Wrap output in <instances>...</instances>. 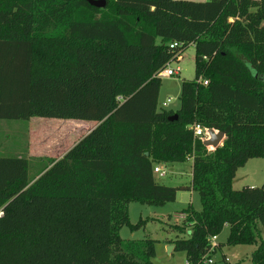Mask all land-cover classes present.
Wrapping results in <instances>:
<instances>
[{"label": "trees", "instance_id": "16d2710c", "mask_svg": "<svg viewBox=\"0 0 264 264\" xmlns=\"http://www.w3.org/2000/svg\"><path fill=\"white\" fill-rule=\"evenodd\" d=\"M105 1L0 0V120L99 123L35 179L26 157L0 156V264H155L156 241L121 238L141 225L128 205L175 202L182 188L158 183L155 164L190 159L183 189L202 210H182L190 237L174 249L204 264L229 227L227 244L256 245L264 264V185L233 187L264 157V0ZM191 45L196 78L160 111V73ZM195 124L223 146L209 151Z\"/></svg>", "mask_w": 264, "mask_h": 264}, {"label": "rangeland", "instance_id": "374dc122", "mask_svg": "<svg viewBox=\"0 0 264 264\" xmlns=\"http://www.w3.org/2000/svg\"><path fill=\"white\" fill-rule=\"evenodd\" d=\"M207 1V0H187ZM196 51L193 45L184 52L180 62H173L171 69L181 68L180 75L171 78H162V87L159 96L158 110L177 111L181 106L180 95L183 81L196 78ZM172 99L167 107L164 102ZM96 125L95 121H82L74 119H56L33 117L24 120H0V156L17 155L16 152L29 159L32 163L30 179L39 177L36 172L43 167L46 159H61L78 142H80ZM98 126V125H97ZM92 127V128H91ZM167 174H155L161 185L182 188L178 191L177 200L161 206L147 203L130 202L128 205L130 221L133 225L141 223L134 231L124 226L120 235L127 240L156 241L155 264H187L186 253L170 250L174 243L180 239H188L190 230L180 232L185 226L188 217L182 210L192 206L197 211L202 210L200 196L188 188L192 184L193 159L184 163L155 164ZM233 187L236 190L246 186L261 187L264 185V157L251 159L245 167L237 172ZM230 228L225 227L217 237L219 243L214 251L213 264H253L252 253L256 245L227 244Z\"/></svg>", "mask_w": 264, "mask_h": 264}, {"label": "built area", "instance_id": "2783aa9c", "mask_svg": "<svg viewBox=\"0 0 264 264\" xmlns=\"http://www.w3.org/2000/svg\"><path fill=\"white\" fill-rule=\"evenodd\" d=\"M255 1H260V0H255ZM177 44H174L173 47H175ZM180 60L182 59V57L179 58ZM171 63L168 65L167 69L162 71L160 73V77H166V78H171L173 76L176 75H180L181 73V68L177 67L176 69H171L170 68ZM205 85L208 84L207 81L204 82ZM172 102V99H168L166 102H164L163 107H167L169 105V103ZM191 129L194 131V135L195 138L200 139L203 143H205L207 140H209L211 138L210 134H209V130L207 128H204L203 126L199 125V124H195L193 126H191ZM218 132V131H216ZM209 151H214L215 148L211 147V146H206ZM154 173L155 174H160L161 176H165L167 174V172H165L164 170H162L159 167H155L154 168ZM3 212L2 210H0V217L3 216ZM217 237L215 236L213 238H211L210 243H211V253H213L215 250H217L219 243L217 242ZM214 260L212 259V257H208L204 260V264H213ZM187 264H189L187 262Z\"/></svg>", "mask_w": 264, "mask_h": 264}, {"label": "water", "instance_id": "95a60500", "mask_svg": "<svg viewBox=\"0 0 264 264\" xmlns=\"http://www.w3.org/2000/svg\"><path fill=\"white\" fill-rule=\"evenodd\" d=\"M92 6L96 8H105L106 7V1L105 0H87ZM178 116H175V119H177ZM209 134L211 138L207 140L204 144L205 146H211L213 148H218L220 146H223V141L225 139V133L222 131L216 132L214 129L209 130ZM175 246L170 247V250H173Z\"/></svg>", "mask_w": 264, "mask_h": 264}, {"label": "crops", "instance_id": "0c3cea01", "mask_svg": "<svg viewBox=\"0 0 264 264\" xmlns=\"http://www.w3.org/2000/svg\"><path fill=\"white\" fill-rule=\"evenodd\" d=\"M97 125H99V123H98V122H96V125H95V127H94V128H92V127H91V128H92V130H91V131H93V130H94L96 127H97ZM91 131H90V132H91ZM90 132H89V133H90ZM89 133H88V134H89ZM88 134H87V135H88ZM87 135H86V136H87ZM15 154H17L18 156H22V155H21L22 153H19V152H16ZM236 178H237V177H236ZM251 187H254V186H251Z\"/></svg>", "mask_w": 264, "mask_h": 264}]
</instances>
